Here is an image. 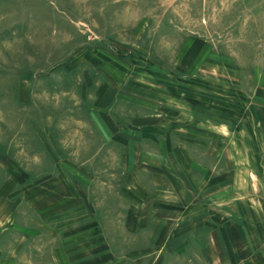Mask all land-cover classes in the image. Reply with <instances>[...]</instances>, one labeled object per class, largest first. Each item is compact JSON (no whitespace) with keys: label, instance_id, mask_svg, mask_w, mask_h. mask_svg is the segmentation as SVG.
I'll return each instance as SVG.
<instances>
[{"label":"rangeland","instance_id":"1","mask_svg":"<svg viewBox=\"0 0 264 264\" xmlns=\"http://www.w3.org/2000/svg\"><path fill=\"white\" fill-rule=\"evenodd\" d=\"M85 48L119 62L121 87L140 78L151 98L166 95L163 104L155 100L157 110L148 107V117L155 119L163 110L168 119L172 116L169 123L178 125L167 136L179 141L184 158L179 173L191 178L183 179L182 188L189 203L208 205L204 211L211 219L209 241L190 243L191 250L199 256L202 245L209 246L210 264H264V0H0V152L25 170L23 155L42 154L43 147L31 130H11V123L26 125L25 109H88L85 97L92 90L82 91L84 83L76 81L79 72L73 71L75 81L68 82L60 69ZM94 68L89 69L93 79L99 69ZM28 73L35 80H16L17 74ZM131 132L135 148L153 153L159 147L152 138L168 133ZM110 152L117 158L118 145L109 146ZM90 153L88 145L66 147L63 157L69 162L63 168L68 175L60 179L61 187L82 189L83 209L72 211L68 219H82L83 262L138 264L140 256L141 264H180L186 259L185 250L171 252L177 243L150 242L133 227L127 233L128 227L120 224L127 213L120 163L93 161ZM203 170L209 171L204 185L198 181ZM22 180L12 179L0 164V195L5 191L0 200V259L46 264L48 245L55 238L49 242L43 237V218L32 206L38 204L27 198ZM149 180L145 175L131 178L132 202L139 181L149 188L148 198L157 199L158 187ZM189 183L199 188L198 194L189 192ZM207 185L210 191L202 192ZM168 195L164 200H176ZM189 203L184 211L192 214ZM153 213L144 211L148 217ZM218 232L228 240L219 241ZM239 233L243 240L235 241ZM95 251L98 260L91 259ZM203 261L193 259L194 264Z\"/></svg>","mask_w":264,"mask_h":264},{"label":"crops","instance_id":"2","mask_svg":"<svg viewBox=\"0 0 264 264\" xmlns=\"http://www.w3.org/2000/svg\"><path fill=\"white\" fill-rule=\"evenodd\" d=\"M91 66H94V69L99 68L94 79L89 73ZM118 66L119 62L116 59H106L98 55L93 49L79 50L60 69L65 76H68L66 78L68 82L75 81V78H72L73 71L79 72L80 75L77 76L76 73L75 75L77 76L76 81L84 83L83 86L81 85L82 91L84 87L92 90L90 95L85 97L89 100L87 103L88 109H25L28 114L26 125L22 123L20 127H15L11 123L10 129L26 128L31 130L30 132L36 139V143L43 147L42 154H36L35 152L24 154L22 160L26 162L25 170L15 161L8 160V157L0 152V164L3 167L5 166L9 176L12 179H23V183L24 181L27 182V185H25L27 186V198L30 199L31 203L34 201L38 204L37 207L32 205L33 210L43 218L42 226L46 230L43 237L49 242H52V238H55V242L48 245L50 249L46 254L48 258L46 264H85L82 251L84 248L82 219H68L72 211L81 212L83 209L82 189L60 186V179L68 175L63 167H65L66 162H69V158L63 157V150L69 146L82 147L84 145L91 147L90 154L94 157L92 158L93 161L105 162L107 165L113 163L112 166L116 160L120 163L119 168L123 173V182L120 183L122 196L127 200V203L122 204L123 209L127 210L126 217H123L120 224L128 227L126 229L128 234H130L131 227H133L134 232H141L139 234L146 236V239L150 242L171 241L177 243L175 249H172L171 252L175 253L176 251L179 254L184 250L187 252L186 259L182 257L178 261L181 262L180 264H194L193 259L196 257H201L202 261L207 259V264H210L211 252L209 246L202 245L199 256L190 248V243L196 242L201 246L200 242L205 241V238L209 241L210 234L206 232V227L207 225L210 227L211 219L209 211H206V213L204 211L205 206L208 205L202 203L196 206L193 205L195 203H189L191 201L187 196L188 191L182 188L183 179L188 182V180L191 181V178L186 172L183 173V170L179 173V163L184 160L179 154V141H173L171 135L167 136V134H171L173 130H176L178 125L169 123L172 116L168 119L163 114V110H160L162 114L155 119H149L148 117L152 116L148 115V113H151L148 112V107L157 110L159 104L155 100L163 104L162 100L166 95L161 92L158 94L159 98H151L146 84L142 83L144 81L140 78L128 80L127 88H123L124 85L121 87L120 83L124 76L118 73L120 69ZM18 75H16V80L19 82L35 80L34 75L30 73L24 75L25 77H18ZM32 96L38 97L36 94ZM148 98H151L150 104H148L150 101ZM122 105L124 108L121 107ZM82 114H85V119H82ZM148 130H166L168 132L163 137H157V134H159L157 133L152 138L159 147L154 150L156 151L154 153L150 149L147 150L142 147L139 151V148H135V144H131V131L143 132ZM84 132L86 138H91L90 140H84L86 139ZM13 139H11V143H14ZM114 145H118L117 158L114 152L109 153V146ZM105 151L107 152L104 154ZM39 162L42 167L37 166ZM133 162H138L139 166L137 168L136 166L133 167ZM205 173L209 175V171L203 170L202 176L198 180L203 185L206 182ZM132 175L136 178H143L144 175L149 177V184L156 189L158 187L155 194V196H158L157 199L148 198L147 194L151 193L149 188L139 181L137 184L138 189L133 191L136 192L138 197H135L136 200L132 202L130 200L132 191L129 185L131 178L134 177ZM189 187V192L194 194H198V191H200L198 187H192L191 183H189ZM202 190V192H209L210 185L204 186ZM4 192L1 193L0 200L3 198ZM169 193L176 200H164L169 196ZM37 195H42L39 197L41 199H38ZM188 203L193 205L190 207L192 214H187L184 211ZM132 209L135 210L136 216L131 215ZM147 209L154 211L149 217L144 214ZM198 210L203 212L200 213ZM136 211H139L138 216ZM46 220L48 221L46 222ZM77 223L79 224V230H77ZM52 226H56V228L52 229ZM167 226H169L168 230ZM147 227L150 228L147 230ZM32 236H36V234ZM1 237L2 235H0ZM216 238L219 241L222 240V242L227 239L220 232H218ZM242 240V233L236 235L235 241ZM136 254L142 253L138 251ZM223 256L222 259H225ZM11 257L1 258L0 264H13ZM137 258L139 260L135 262L141 264L140 256H137ZM91 259H99L98 251L92 253ZM97 263L98 261H96ZM204 263L205 261L202 262V264ZM260 264H263V262L260 261Z\"/></svg>","mask_w":264,"mask_h":264}]
</instances>
